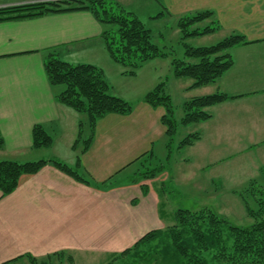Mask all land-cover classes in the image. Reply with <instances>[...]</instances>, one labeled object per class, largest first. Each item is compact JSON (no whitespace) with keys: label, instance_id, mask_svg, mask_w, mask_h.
<instances>
[{"label":"crops","instance_id":"crops-1","mask_svg":"<svg viewBox=\"0 0 264 264\" xmlns=\"http://www.w3.org/2000/svg\"><path fill=\"white\" fill-rule=\"evenodd\" d=\"M206 1L204 7L215 12L220 24L217 31L226 36L241 33L250 42L231 48L234 64L214 88L237 98L209 108L212 117L198 123L201 139L187 146L189 163L200 160L196 169H209L210 175L216 164H222L225 175L228 168L244 163L250 180L264 185L260 181L264 177V0ZM103 30L87 10L0 22V160L57 159L77 168L89 181H78L52 164L23 175L18 188L0 198V264H29L28 254L44 259L59 252L72 256L68 264H91L100 256L114 257L150 230L161 229L160 192L167 179L159 182V175L165 171L149 178L143 177L148 169L137 168L121 183L112 182L148 153L157 137L167 148L166 127L161 123L164 108L144 107L147 113L138 122L153 129L145 138H131L128 133L124 137L115 128L113 132L104 128L87 151H79V143L73 146L78 135L76 111L57 101L63 89L50 84L46 76L44 62L52 50L65 61L95 64L106 74L117 62L107 51ZM136 116L137 112L127 116L121 127ZM36 124L53 137L50 147H33ZM215 142L226 144L220 155H211L217 150L212 147ZM228 145L243 146H231L229 152ZM245 149L256 152V163L247 161L252 157H244Z\"/></svg>","mask_w":264,"mask_h":264},{"label":"trees","instance_id":"trees-1","mask_svg":"<svg viewBox=\"0 0 264 264\" xmlns=\"http://www.w3.org/2000/svg\"><path fill=\"white\" fill-rule=\"evenodd\" d=\"M78 10L90 11L104 26L102 38L115 62L137 68L148 59L164 55L153 43L151 30L137 16L107 0L39 1L0 7V22ZM215 16V12L204 10L194 16L182 18L179 26L183 38L219 30L220 24ZM204 21H210L211 24L198 26ZM249 42L243 34L233 32L215 44L199 47L186 45V60L178 59L173 62L174 75L178 78H192V87L196 88L217 83L234 64L231 48ZM44 68L50 84L65 86L57 95V101L88 116L92 135L85 140L83 152L88 150L94 140L99 119L111 113L129 114L132 111L129 102L109 92L110 84L105 78L104 70L95 64H73L61 59L52 50L46 57ZM164 85V82L159 83L144 100L155 108L163 106L165 109L161 122L166 127V135L170 140L167 143L170 158L179 122L174 117L172 99L165 92ZM234 98L237 97L221 90L194 97L184 103V116L180 123L188 126L206 121L212 117L209 108ZM82 125L79 124L74 148L82 140ZM201 137V131L196 130L185 136L178 148L191 146ZM32 139L36 149L50 147L53 143V137L42 124L34 125ZM2 144L3 139L0 138V147ZM47 164H52L78 181L89 182L77 168L57 159L27 162L5 159L0 160V198L17 189L23 175L35 174ZM166 167L161 164L143 173V177H156ZM245 191L256 203L254 208L244 197L247 214L253 219L252 224L236 225L210 207L179 208L175 212L173 225L150 230L131 247L116 254L107 264H264V185L257 179H252ZM57 254L62 256L64 253H54L47 257ZM27 257L32 264L38 263L36 257L30 254Z\"/></svg>","mask_w":264,"mask_h":264},{"label":"rangeland","instance_id":"rangeland-1","mask_svg":"<svg viewBox=\"0 0 264 264\" xmlns=\"http://www.w3.org/2000/svg\"><path fill=\"white\" fill-rule=\"evenodd\" d=\"M10 1L14 0H0V7L55 0H31L26 3H13ZM107 1L113 5L121 7L125 12H130L137 16L146 27L151 30L153 43L164 53V55L148 59L141 63L137 68L119 63L114 64V66H111L110 68L106 66L108 69H106L105 78L110 84L109 92L129 102L132 105V111L129 114H107L111 115L113 119L106 118L108 117L107 115L99 119L98 121L100 123H98L101 127L98 128L96 125L94 139L97 135L99 136L102 134L101 131L104 128H106V130L109 128L111 132H113L112 130L115 128V132L117 131L120 136L124 137L127 136L125 135L126 133H128L131 138H137L138 136H143L145 138L149 135L153 129L148 130L147 128H144V126L138 121L147 113L144 107L155 109L154 106L147 103L144 99L145 96L150 91H153L161 82L165 83V92L171 96L174 107V117L179 122L177 133L173 137V156L171 155L170 158H168V149L165 147V142H162L159 136L152 141L148 153H145L144 156H140L138 162L132 168L126 170V174L114 178L112 184L116 185L121 183L125 180L128 173L131 174L132 171L137 168L145 171L147 169L150 170L161 166V164H165L167 166L165 173L161 176L159 175V182L167 179L165 185H163V191L160 192V207H162L164 215L159 223L161 229L174 224V215L179 208L200 209L210 207L225 215L236 225L252 224L253 219L247 214L245 201L248 200L250 205L254 208L256 203L252 201L250 195L247 196L245 191L250 180L249 175L251 174L249 173V169L245 167V164L240 163L237 167L232 166L228 168L225 175L220 171L222 164H216L212 167L214 169L212 176L208 171L209 169H196L197 163L200 162V160H197L194 165L189 163L190 153L188 154V147L178 148L179 142L185 136L200 128V125L197 123L188 126H184L180 123L181 118L184 116V103L194 97L216 92L214 84L196 88L192 87L194 82L192 78L176 77L174 75L173 65L174 60H186V45L194 47L207 46L215 44L226 37L225 33L217 31L202 36L189 37L186 39L183 38L184 35L179 26L180 20L184 17L194 16L198 12L208 10V8L204 7L207 1ZM210 24V21H204L198 26L204 27ZM60 86L62 89L65 88L62 84ZM136 112V119L127 122L129 125H126V128L121 127V123L125 121L127 116L133 115ZM76 114L78 130L79 124H83L82 140L78 144L79 151H81L85 146V140H87L92 134L87 114L84 112H76ZM165 135L166 133L164 136ZM58 145H56V147ZM225 145L226 144H220L218 142L213 143L212 147L217 150L214 149L211 155H220V149ZM228 146L229 152H233V149H240L243 145ZM231 146L234 147L232 150ZM234 151L237 154L240 153L237 152L238 150ZM241 153L244 154V157H252V161H250V159L247 160L249 163H256V152L245 149L244 151H241ZM142 165L144 167H142ZM210 176L213 177V181H211ZM254 177L256 178V175ZM260 181H264L263 176H261ZM156 184L159 186V183ZM69 257V255L64 254L62 256L58 254L52 255L49 256V258L45 257L44 259H38L37 264H68ZM112 258L113 256H100L91 264H107ZM28 263L32 264L31 262Z\"/></svg>","mask_w":264,"mask_h":264}]
</instances>
